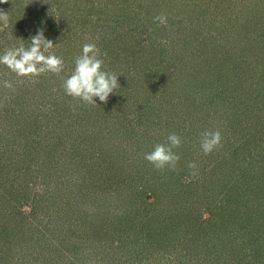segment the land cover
<instances>
[{
    "label": "rangeland",
    "instance_id": "1",
    "mask_svg": "<svg viewBox=\"0 0 264 264\" xmlns=\"http://www.w3.org/2000/svg\"><path fill=\"white\" fill-rule=\"evenodd\" d=\"M0 10L8 12L10 17L9 27L0 31V55L21 43L28 47L31 37L42 29L44 37L55 45L50 52L61 57L65 64L59 76L47 72L37 77H19L0 64V152L16 150V157L29 153L24 163L36 168L37 183L34 188L37 192L43 189L42 178L45 182L47 178L43 175L48 170L45 167L48 157L43 151L45 147L55 148L53 151L63 165L74 151L88 155L83 171L87 172V167L93 177L109 158L115 168L124 163L123 172L128 179L126 188L116 199L112 196L104 199L108 201L114 230L109 232V229L105 235L102 233L99 244L94 237L81 231L77 237L80 241L79 255L77 259L73 257V264H242L241 260L233 257L230 243L224 242L223 228L218 236L222 221H212L211 217L217 216L213 213V206L226 200L229 191L228 198H231L245 187L243 181L236 179L240 178L238 167L235 173L230 172L229 162L233 156H237L239 166H242V163L247 164V160L238 154H242L245 147L251 149L257 143L258 147L249 150L251 154L259 148V151L264 150V70L248 77L242 69L235 70L241 68L240 62L251 60L253 53L258 61L264 62V50L256 47L264 46V35L259 34L264 27V0H163L162 3L159 0H7L0 3ZM161 14L166 16L164 24L154 20ZM209 28L218 39L214 46L229 45L228 53L221 58L227 60L229 57V65L236 72L230 74L220 88L226 93L233 81L238 82L237 91L243 104L239 102L235 111L241 109L245 116L237 126L229 128L221 107L215 119L222 127L218 129L221 143L205 155L200 151L201 134L205 130L217 129L201 124L198 112L186 110L188 105L183 91L189 89L190 83L184 85L178 80L179 76L171 73V69L178 66L181 60L186 66L188 58H192L187 53L190 50L194 52L195 48L199 47L200 59L201 56L211 55L209 41L212 38L206 36ZM245 41L251 43L246 44ZM85 43H95L100 49L104 70L118 75L120 88L110 94L106 104L98 98H94L97 105L73 99L65 94L62 87L61 77L71 74L74 59L81 54ZM248 51L252 54H246ZM193 70L190 68V71ZM198 73L201 74V70ZM239 74H243L241 76H245L246 80ZM195 76L188 77L190 82L198 85L195 81L199 83L198 77ZM5 80L10 81L13 88H5ZM225 84L228 86L225 87ZM13 95H20L19 99H11ZM25 100L26 103L22 104ZM34 126L38 132L29 131ZM171 133L181 137L180 147L174 149L180 160L175 170L167 167L157 170L144 156L156 144L167 143ZM105 134L108 138L104 139ZM251 135L253 138H250ZM73 146H76L74 151ZM86 148L87 151H84ZM32 149H38L37 155L30 154ZM220 149L222 152H218ZM230 156L221 164L222 167H212L213 159ZM246 156L244 154V158ZM190 162L196 164L195 169L188 167ZM145 164L148 166L146 170ZM252 166L253 174H259L258 166ZM134 172L141 174L135 177ZM193 172L195 176L191 175ZM176 178L188 181V186L180 189ZM88 180L81 187L87 188L90 193L75 195V204L81 205L76 213L82 212L81 209L89 213L87 207L92 205L93 193ZM130 186L137 190L134 195ZM252 186L256 190L259 183L253 182ZM140 187L144 189L138 191ZM100 199L103 200V197ZM146 200L149 204L145 203ZM258 205L260 215L250 227V233L254 235L252 246L240 250L252 264H264V199ZM155 206L156 211L159 208L164 210L162 214L167 218L165 229L160 237L151 240V247L139 242L132 251L133 246L129 244L133 242L134 230L137 228L135 231L141 234L140 225L146 222L138 216L152 217ZM22 208L27 210L26 206ZM42 208H37L44 216L38 217L41 224L36 222L40 228L34 240L46 244L51 237L49 242L55 245L61 239L53 228L51 217L58 215H54L53 205L44 204ZM46 216H49L47 220ZM118 230L126 233L124 249L117 246L120 240ZM14 236L0 239V250L7 243L14 248L22 242L29 243V239ZM15 239L18 245H14ZM30 245L27 264H61L58 260L66 261L62 250L48 247L37 251L35 259L31 256ZM251 261L245 264H251Z\"/></svg>",
    "mask_w": 264,
    "mask_h": 264
},
{
    "label": "trees",
    "instance_id": "2",
    "mask_svg": "<svg viewBox=\"0 0 264 264\" xmlns=\"http://www.w3.org/2000/svg\"><path fill=\"white\" fill-rule=\"evenodd\" d=\"M162 2L163 0H159V3ZM145 6L147 9V5ZM152 9L153 11L157 10L155 8ZM262 24H264V22H262ZM211 30L212 29L210 28L207 29L208 34L206 35L207 37L212 38L211 41H209V52L211 55L209 57L201 56V60L199 55V47L195 48L194 52L190 50L187 55L190 54L192 58H188L187 65H183L181 60L178 66L175 65L171 69V73L173 75L179 76L180 79L178 80L182 81L184 85H189L190 83L188 90H182L186 93L185 97L183 95V97L187 99L186 105H188V108L186 110L198 112L199 116H197L201 117L199 120L201 124L209 127V129L216 127L218 130L222 127L219 125L220 122L215 121L217 120L218 111L221 109V107H223L221 110L223 112L225 124L229 126V128L230 126H237L245 116V113H243L241 109H238V112L235 111V109H237L236 105L240 102V94L237 91V86L239 85L238 82L233 81L231 86L225 84V87H230L226 93L222 91L220 85H223L230 77L229 75L233 74L236 69H242L247 77L259 70H264V62L258 61L257 55L254 56V53L252 54V52L248 51L246 54H252V59L245 62H240L239 65L241 68H235L233 71L232 65H229V57H227V60L221 58L224 53H228L229 45L225 47L224 44L221 46H214L216 40L218 42V39H216L215 32L210 33ZM259 34L261 36L264 35V27L263 31H260ZM246 42L247 41H245V43ZM250 43L251 41H248L246 44ZM256 47L257 49L260 48V50H264V46L256 45ZM253 50L254 49H251V51ZM201 51L205 52L206 50L201 49ZM183 52L184 51H182V53ZM190 68L192 70L194 68V70L190 71ZM198 70H201V74L198 73ZM195 75L198 77L199 83L197 80H195L198 85L194 84V82H190L191 79L188 77ZM203 75L204 77H202ZM239 75L242 79L246 80L245 76H241L243 74ZM19 96L13 95L11 99H19ZM24 103H26V100L22 102V104ZM20 107H22V105H20ZM12 108L14 109V107ZM255 113H257V111H255ZM49 130L50 128H48V131ZM29 131H34V133L36 131L38 132L36 126H34L33 130ZM252 136L253 135H251L250 138H253ZM106 137L108 138L107 134L104 135V139ZM118 146L119 145H117V148L119 149ZM255 146H257V143L253 145V147H250L254 148ZM75 147L76 146H73V151ZM54 149L55 148L48 149V147L43 148L44 153H46V156H48L46 158L45 167L50 172H46L48 170L43 172V175L47 178L46 182L44 180L45 178H42V181L44 182H40L43 183V189L40 192H37L36 188H34L35 184L37 183L36 168L31 166L30 163H24V159L29 153H27L25 156L22 154L20 157H16V154H14L17 152L16 150L13 152H10L9 150H1L0 152V239H3L4 236L14 235V237H18L19 239H29V243L22 242L17 248H14L15 246L12 244L7 243L8 245L6 244L3 250H0V264H27V261L29 260V257L27 256L29 255L28 247L31 246L30 244H32L31 256H33L35 259L37 257V251H44L47 247L50 249L57 248L66 254V261H58H60L61 264H73L74 262L72 260L74 258L77 259L79 255L78 248H80V241L77 237L82 233L81 231H83V233L85 232V235L87 234V236H91V238L94 237L97 241V244H99L103 237L101 234L103 233V235H105L109 229H111L109 231L111 232L115 228L113 225V220L110 221L112 214L109 213L110 210L108 209V201L106 202L104 199L111 196L116 199V197L121 196V190L126 188L125 186L128 184V179L126 178L127 174L125 171L123 172L124 163L120 166L118 165L115 168L113 165V160L109 158V160L101 166V169H97L98 174H95L93 177L87 167V172L83 171L84 166L86 165L85 160L87 159L88 161L89 159L88 155H83L74 151L69 156V158L65 160L66 164L63 165V162L61 161L58 154L55 155V152L53 151ZM244 149V152L238 155L244 160H247V164L242 163V166H239L240 161L236 159L237 156H233L231 162H229L231 165L228 167L231 173H235L236 167H238L237 171L239 170L238 172H240V178L236 179L238 182L243 181L245 183V187L241 189V193H237L236 196L231 198H228L231 192L227 190V192H229L227 193L226 200H224L222 203H218V205L215 204L216 206H213L215 211H213V213H215L217 216L213 215V217H211L212 221L217 219L219 222L222 221V223H220L222 224V227L220 228L218 236L220 237L221 229L223 228L222 234L224 236H222V238H224V242H228V244L230 243L229 248L231 247V249L234 250L233 257L235 259L241 260L242 264L249 263L251 261L248 258L245 259V253L240 252V250L243 251V248L252 246L251 242L254 235L250 233V231H252V228L250 227L256 223L257 216L260 215V213L257 212L259 208L258 204H260L264 199V150L259 151V148L256 149L255 153L251 154L249 152V150H251L250 148L245 147ZM37 150L38 149L30 150V154L32 156L33 154L34 156L37 155ZM84 151H87V148ZM200 151L202 152L201 149ZM218 152H222V150L220 149ZM118 153L121 154L120 152ZM244 154L247 155V158H244ZM200 157L204 158L203 156ZM230 158L231 156L227 159L226 157L223 159L222 157L220 159H213L211 165L212 167H222L221 164H224ZM253 164L258 166L257 168H259V174H253ZM147 167L148 166L145 164L144 170H146ZM249 168H251L250 172L248 171ZM79 171H82L83 173L80 174ZM134 174L135 177H138L141 172L139 174L134 172ZM231 177L232 176L230 174L229 178ZM87 179H89L88 181L90 182L91 194L93 193L90 200L92 205L87 207L89 213L83 209H81L82 212L76 213L81 205L75 204V195L77 196L90 193L87 188L81 187L83 184L87 183ZM176 179L178 180L177 186L180 189L185 185L187 187L189 184L188 181L183 182L179 180V178ZM253 182L259 183L258 189L253 190ZM141 189L144 188L140 187L138 188V191ZM130 190L133 195L134 192L137 191L134 186H130ZM101 197H103V200L100 199ZM93 201H96V203L93 204ZM145 203L149 204V200H146ZM44 204H50L51 206L53 205L54 215H58L56 217H51L49 215L52 218V222L54 224V226L53 224L51 226H53L54 229L56 228L60 236L59 238L61 239L59 243L55 245L52 242H49L51 237H49V239L46 241V244L39 240H34V238L37 236L36 232L40 228V225L36 226L38 225L36 222L41 224L38 217L44 216L40 214L37 208H42ZM23 206H26L27 210H24L22 208ZM58 207H61V209L57 210ZM89 208H91V210ZM153 208L154 209L151 213L152 217L149 215L138 216L140 217V220H144L146 222L142 223L143 225H140V227H142L141 234L140 232L135 231L137 228L134 230L133 236L131 237L133 242L131 245L129 244V246H133L132 251L139 242L142 245L145 244L146 246L149 245V247H151V240L160 237L161 232H163L165 229L164 227L166 225L167 218L162 214L164 210L159 208V210L156 211V206ZM42 209L46 213L45 209ZM90 214L93 215V217ZM156 215H162V217H156ZM49 216H46V220L47 217L49 218ZM161 219L162 221L159 222ZM115 221L117 222V219ZM118 224L121 225V223ZM118 232L120 235V240L118 241L117 246L119 245V248L121 247L124 249L126 244L124 240L126 233H120L119 230ZM226 233L228 238L225 236ZM43 235L44 234L41 236ZM76 240L77 242H75ZM17 243L19 242L15 239L14 245ZM92 245L94 244H91L90 246ZM94 247H96V245H94ZM97 247L99 248L101 246ZM96 251L100 250L96 249ZM136 254L138 255V253Z\"/></svg>",
    "mask_w": 264,
    "mask_h": 264
},
{
    "label": "clouds",
    "instance_id": "3",
    "mask_svg": "<svg viewBox=\"0 0 264 264\" xmlns=\"http://www.w3.org/2000/svg\"><path fill=\"white\" fill-rule=\"evenodd\" d=\"M6 2L7 0H0V3ZM154 20L164 24L166 16L161 14L154 17ZM9 22L8 12L0 10V31L8 28ZM54 46L51 40L44 37L41 29L31 37L28 47L21 43L19 46L7 49L0 55V64L5 65L19 77H37L47 72L59 76L64 71L65 64L61 57L50 52ZM100 55V49L95 43L83 45L81 54L74 59L75 66L71 74L66 78L61 77L66 95L89 105H97L94 98L106 104L110 94L120 88L118 75L104 70V61ZM3 86L13 88L12 83L7 80L4 81ZM181 143V137L176 133H171L167 137V143L156 144L151 152L145 154L144 158L157 170L166 167L175 170L180 156L174 149L179 148ZM220 143L219 130H205L201 134L200 147L205 155L210 154ZM188 167L195 169L196 164L190 162ZM191 175L195 176L196 173L193 172Z\"/></svg>",
    "mask_w": 264,
    "mask_h": 264
}]
</instances>
